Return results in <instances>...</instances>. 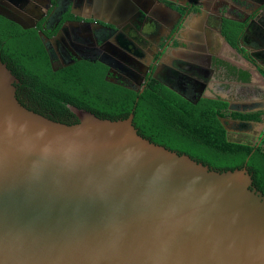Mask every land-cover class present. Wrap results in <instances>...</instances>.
<instances>
[{
    "label": "water",
    "instance_id": "water-1",
    "mask_svg": "<svg viewBox=\"0 0 264 264\" xmlns=\"http://www.w3.org/2000/svg\"><path fill=\"white\" fill-rule=\"evenodd\" d=\"M25 3L0 0V15L35 27L43 9ZM16 81L0 61V264H264V194L245 166L150 141L134 108L51 119L17 99Z\"/></svg>",
    "mask_w": 264,
    "mask_h": 264
},
{
    "label": "trees",
    "instance_id": "trees-1",
    "mask_svg": "<svg viewBox=\"0 0 264 264\" xmlns=\"http://www.w3.org/2000/svg\"><path fill=\"white\" fill-rule=\"evenodd\" d=\"M163 2L182 16L197 9L194 4L187 9ZM68 17L72 15L66 14L62 20ZM41 23L22 28L0 15V61L17 78L16 97L25 107L68 124L78 121L70 106L111 119L125 117L134 108L133 124L142 136L213 169L245 166L252 184L264 194V138L259 143L232 140L220 120H259L261 111L229 110L228 101L221 97L190 100L153 78L140 92L108 80L106 68L98 61L77 60L54 69L50 49L38 31L50 36L57 27L47 32ZM241 25L229 20L222 24V32L233 46Z\"/></svg>",
    "mask_w": 264,
    "mask_h": 264
},
{
    "label": "crops",
    "instance_id": "crops-1",
    "mask_svg": "<svg viewBox=\"0 0 264 264\" xmlns=\"http://www.w3.org/2000/svg\"><path fill=\"white\" fill-rule=\"evenodd\" d=\"M166 1L187 9L191 2ZM194 1L197 9L189 11L185 18L163 0H58V5L79 17L118 26L137 35L154 53L159 46V53L162 51L167 38L169 44L161 56V65H188V74L204 81L201 92L205 97H221L232 105L264 103V97L256 94L261 78L245 55L246 52L264 53V0ZM258 8L260 17L254 20L252 17ZM224 20L242 24L236 46L222 32ZM216 65L228 67L233 73L240 72L242 76L238 79L231 72L232 76L221 78L215 74L207 79L201 77V71ZM241 89L244 91L240 92Z\"/></svg>",
    "mask_w": 264,
    "mask_h": 264
},
{
    "label": "flooded vegetation",
    "instance_id": "flooded-vegetation-1",
    "mask_svg": "<svg viewBox=\"0 0 264 264\" xmlns=\"http://www.w3.org/2000/svg\"><path fill=\"white\" fill-rule=\"evenodd\" d=\"M15 1L21 2V0ZM31 4L35 5L38 10L43 9L44 15L37 20V23L42 21L41 25L44 30L50 32L57 27L56 31L50 36L43 33L47 38V40L43 38L44 43L51 52L53 68L64 67L77 60L98 61L106 68L105 77L114 83L140 91L149 79L153 78L160 83L169 84L170 89L187 99L196 100L203 96L201 86L204 81L191 77L188 74V65H167L165 63L161 65V56L165 48L159 53L161 48L159 46V49L154 53L143 38L120 27L117 29L105 23H95L91 19L79 17L73 14L70 9L58 5V0H26L25 6ZM193 4L195 5V1L191 0L188 8L190 5L192 7ZM66 14H71L72 18L68 17L62 20V17ZM93 23L99 27H95ZM248 23L249 20L246 25ZM165 42L167 45L169 44L167 38ZM263 54V51L245 53L249 63L258 71L261 78L262 83L260 82L257 86L256 94L264 97ZM99 58L105 59L109 64L99 61ZM231 72L232 70L228 67L216 65L213 69L209 68L201 71V77L207 79L209 75L215 74L221 78L230 74L232 76L233 72ZM233 75L238 79L242 76L240 72H234ZM242 91L244 89H241L240 92ZM228 109L238 112L261 111L259 120L228 118L230 120L228 122L231 124L238 122L237 124H241L245 129L250 125L258 126L257 131L252 135V143H259L264 138V103L252 102L232 105L228 101ZM227 131L228 134L231 132L228 127ZM240 132L248 134L246 130Z\"/></svg>",
    "mask_w": 264,
    "mask_h": 264
},
{
    "label": "rangeland",
    "instance_id": "rangeland-1",
    "mask_svg": "<svg viewBox=\"0 0 264 264\" xmlns=\"http://www.w3.org/2000/svg\"><path fill=\"white\" fill-rule=\"evenodd\" d=\"M226 125H227L229 131H231L229 133V138L232 140H236V141H250V142H252L253 141L252 135H254L258 129V126H256V125H250L246 129H245V127H242L241 124L238 125L237 123L231 124V123L227 122ZM244 130H246L248 132V134H242L240 132V131L243 132Z\"/></svg>",
    "mask_w": 264,
    "mask_h": 264
}]
</instances>
